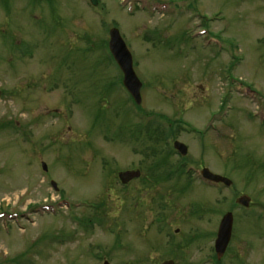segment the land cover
I'll return each mask as SVG.
<instances>
[{"label":"rangeland","instance_id":"rangeland-1","mask_svg":"<svg viewBox=\"0 0 264 264\" xmlns=\"http://www.w3.org/2000/svg\"><path fill=\"white\" fill-rule=\"evenodd\" d=\"M98 1L0 0V264H264V0Z\"/></svg>","mask_w":264,"mask_h":264},{"label":"water","instance_id":"water-1","mask_svg":"<svg viewBox=\"0 0 264 264\" xmlns=\"http://www.w3.org/2000/svg\"><path fill=\"white\" fill-rule=\"evenodd\" d=\"M91 2L94 5H96L98 3V0H91ZM109 34H110L109 50L124 74L123 83L125 87L128 89V91L131 93V95L133 96L136 103L140 104L142 100L141 91H140L142 87V83L137 77L136 72L134 70L132 54L129 51L125 41L123 40L118 28L114 27L110 29ZM174 147L182 155H186L188 153V147L181 141H176L174 143ZM42 165H43V169L46 171L47 165L45 163H42ZM128 173H131V171L125 172L126 175ZM139 175H140L139 170L133 171L134 177H137ZM202 176L203 178L209 181L222 182L227 186H230L232 184L231 179H229L228 177L215 174L211 172L208 168H204L202 170ZM51 184L55 189H58L56 182L52 181ZM237 202L244 206H248L250 199L248 196L243 195L237 199ZM233 221H234L233 213L227 212L223 216L219 224L217 237L215 240V252L217 258L219 259L224 255L230 243L232 237V230H233ZM105 264L108 263L105 262ZM164 264H174V262L167 261Z\"/></svg>","mask_w":264,"mask_h":264},{"label":"flooded vegetation","instance_id":"flooded-vegetation-1","mask_svg":"<svg viewBox=\"0 0 264 264\" xmlns=\"http://www.w3.org/2000/svg\"><path fill=\"white\" fill-rule=\"evenodd\" d=\"M123 78H124V76H123ZM121 84H122V88L124 89V92L128 95V97H129V99H130V103H134V99H133V97H132V95L130 94V92L126 89V87H124V85H123V79L121 78ZM133 105V104H132ZM139 106V105H138ZM142 111H143V109H142ZM144 112V114L146 115V112L145 111H143ZM131 131H132V127H131ZM120 140L121 142H129V140L127 139V138H123L122 136H120V135H115L114 134V136H113V140ZM175 142V141H174ZM177 159H183V157H178ZM181 166H183V164H182V162H179L176 166H175V169H174V171L173 172H171V173H168V176H171L172 174H174V172L175 173H177V175H179V174H182V172H179V171H177L178 170V168L180 169V167ZM128 171H131V173H128L127 175L125 174V172H128ZM133 171H136V170H125V171H120L119 173H118V177H119V179L125 184V185H129L130 183H131V181H133L134 179H138V178H140V176H141V171H140V175L139 176H137V177H134L133 176ZM187 174H190L189 172H186ZM216 173V172H215ZM222 175V174H221ZM224 176V175H223ZM202 182L203 183H205V184H210V185H214V186H217V187H222V184H220V183H218V184H215V183H212V182H205V181H203L202 180ZM97 206H99L100 207V204L99 205H97ZM98 207H96L95 209H97ZM177 231V230H176ZM178 232V231H177ZM178 251V249H176V250H173V252H177ZM167 261H173L174 262V264H175V261L174 260H172V259H168V260H166V261H164L162 264H164L165 262H167ZM105 262H107L108 264H110L109 263V261L108 260H104V262H103V264H105Z\"/></svg>","mask_w":264,"mask_h":264},{"label":"trees","instance_id":"trees-1","mask_svg":"<svg viewBox=\"0 0 264 264\" xmlns=\"http://www.w3.org/2000/svg\"><path fill=\"white\" fill-rule=\"evenodd\" d=\"M180 171L184 170V169H179Z\"/></svg>","mask_w":264,"mask_h":264}]
</instances>
